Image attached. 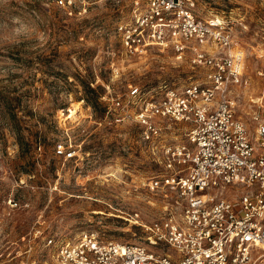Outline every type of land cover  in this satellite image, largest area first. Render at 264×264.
<instances>
[{
	"label": "rangeland",
	"instance_id": "obj_1",
	"mask_svg": "<svg viewBox=\"0 0 264 264\" xmlns=\"http://www.w3.org/2000/svg\"><path fill=\"white\" fill-rule=\"evenodd\" d=\"M133 5L0 0V264H58L47 237L72 238L85 229L146 244L131 214L143 221L167 214L173 196L140 184L162 166L138 125L104 119L102 96L108 85L114 94L129 83L179 87L200 70L176 60L170 48L125 53L116 24L128 20ZM196 10L233 21L249 81L239 87L236 114L254 136L251 115L264 107V0H196ZM183 128L176 122L167 130L184 138ZM58 143L75 148V156L57 154Z\"/></svg>",
	"mask_w": 264,
	"mask_h": 264
},
{
	"label": "built area",
	"instance_id": "obj_2",
	"mask_svg": "<svg viewBox=\"0 0 264 264\" xmlns=\"http://www.w3.org/2000/svg\"><path fill=\"white\" fill-rule=\"evenodd\" d=\"M73 6L76 0H54ZM120 46L129 55L149 46L170 48L178 61L200 74L179 87L167 83L145 89L129 83L108 91L104 119L140 127L152 160L162 169L140 184L173 196L167 214L132 223L146 244L103 239L81 230L74 237L45 240L58 264H260L264 261V107L253 110L254 136L236 114L244 77L245 48L233 21L201 16L196 0H134L128 20L116 24ZM112 71L118 73V67ZM184 124V138L167 127ZM56 153L75 156L58 143ZM17 264H33L20 259Z\"/></svg>",
	"mask_w": 264,
	"mask_h": 264
},
{
	"label": "trees",
	"instance_id": "obj_3",
	"mask_svg": "<svg viewBox=\"0 0 264 264\" xmlns=\"http://www.w3.org/2000/svg\"><path fill=\"white\" fill-rule=\"evenodd\" d=\"M91 85H92V83H91ZM90 102H91L92 104H94V101H93V100H91Z\"/></svg>",
	"mask_w": 264,
	"mask_h": 264
},
{
	"label": "bare ground",
	"instance_id": "obj_4",
	"mask_svg": "<svg viewBox=\"0 0 264 264\" xmlns=\"http://www.w3.org/2000/svg\"><path fill=\"white\" fill-rule=\"evenodd\" d=\"M67 119V118H66ZM264 245V244H263Z\"/></svg>",
	"mask_w": 264,
	"mask_h": 264
}]
</instances>
